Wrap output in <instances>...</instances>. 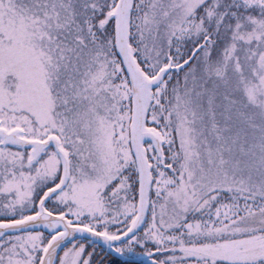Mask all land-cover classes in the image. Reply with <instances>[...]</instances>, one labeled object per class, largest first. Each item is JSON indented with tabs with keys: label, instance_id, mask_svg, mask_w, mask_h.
Listing matches in <instances>:
<instances>
[{
	"label": "snow or ice",
	"instance_id": "6c2138e0",
	"mask_svg": "<svg viewBox=\"0 0 264 264\" xmlns=\"http://www.w3.org/2000/svg\"><path fill=\"white\" fill-rule=\"evenodd\" d=\"M0 264H264V0H0Z\"/></svg>",
	"mask_w": 264,
	"mask_h": 264
}]
</instances>
